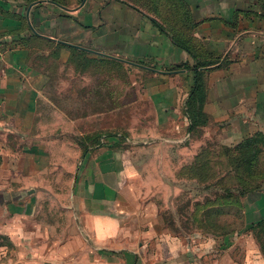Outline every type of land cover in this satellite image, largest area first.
I'll return each mask as SVG.
<instances>
[{
	"label": "crops",
	"instance_id": "obj_1",
	"mask_svg": "<svg viewBox=\"0 0 264 264\" xmlns=\"http://www.w3.org/2000/svg\"><path fill=\"white\" fill-rule=\"evenodd\" d=\"M156 1L0 0V264H264L255 252L215 258L236 246L222 239L197 250L162 233L149 249L138 238L158 234L149 199L117 194L114 181L133 170L131 153L79 165L81 150L61 136L57 124L69 114H59L51 88L73 69L75 50L148 71L143 89L162 123L190 124L186 104L199 71L206 137L233 147L264 134V0ZM197 60L216 63L197 69ZM79 166L95 167L93 178L77 176ZM63 170L69 183L47 178ZM61 186L69 197L39 194ZM41 200L53 204L51 219L37 214ZM42 217L48 223L34 227Z\"/></svg>",
	"mask_w": 264,
	"mask_h": 264
},
{
	"label": "rangeland",
	"instance_id": "obj_2",
	"mask_svg": "<svg viewBox=\"0 0 264 264\" xmlns=\"http://www.w3.org/2000/svg\"><path fill=\"white\" fill-rule=\"evenodd\" d=\"M85 57L82 64L68 66L73 68L68 75L54 78L51 96L60 99L59 114H69L57 125L63 127L61 136L68 139L67 147L81 150L79 165L95 166L109 158L108 151L131 153L134 168L114 179L121 183L117 194L147 197L148 212L158 229V234L151 233L149 224V233L138 238L152 249L159 240L156 235L164 233L163 239L179 236L181 244L191 243L197 250L201 244L213 248L212 240L222 239L225 245L236 246L225 250L227 254L219 250L217 259L230 254L246 259L252 252L264 259V224L251 228L264 220V153L253 159L249 149L242 159L206 137L202 128L193 133L190 124L162 123L143 89L148 71L135 63ZM86 169L81 172L79 166L76 175L86 177L88 173L93 178L96 168ZM47 176L49 180H72L69 170ZM255 190L262 192L244 198ZM39 194L69 197L71 188H40ZM36 207L37 214L46 212L51 219L50 200H41ZM34 223L44 228L48 220L42 217ZM197 255L211 259L201 252Z\"/></svg>",
	"mask_w": 264,
	"mask_h": 264
},
{
	"label": "trees",
	"instance_id": "obj_3",
	"mask_svg": "<svg viewBox=\"0 0 264 264\" xmlns=\"http://www.w3.org/2000/svg\"><path fill=\"white\" fill-rule=\"evenodd\" d=\"M172 2L175 4L176 3L180 4L181 0H172ZM176 43L182 48H185L190 53L193 52L192 45L188 44V42L182 43L176 40ZM86 55L87 53L85 52L75 50L73 51L71 61L75 64L77 63L80 65L85 61ZM215 63H216L215 61H209L204 63L197 60L196 68L200 69L206 66L214 65ZM204 85L205 84L202 78V73L196 71L194 87L192 89L190 98L188 99L186 104L187 105L186 114L190 121L189 131L193 133L196 132L197 130H200L202 127H206L208 125V118L203 113L204 104L206 102V91ZM222 147L227 153L235 154V156L240 155L242 159L244 158L245 155H249L248 150L251 149L250 152L252 153L253 159H255L264 153V134H256L254 137L246 139L233 147H227V146H222ZM260 191L261 190H255L246 193L244 198H246L251 194L258 193ZM263 224H264V220H261L258 223L254 224L251 228L255 229L256 226H257L256 228H258Z\"/></svg>",
	"mask_w": 264,
	"mask_h": 264
},
{
	"label": "water",
	"instance_id": "obj_4",
	"mask_svg": "<svg viewBox=\"0 0 264 264\" xmlns=\"http://www.w3.org/2000/svg\"><path fill=\"white\" fill-rule=\"evenodd\" d=\"M84 1V0H83Z\"/></svg>",
	"mask_w": 264,
	"mask_h": 264
}]
</instances>
